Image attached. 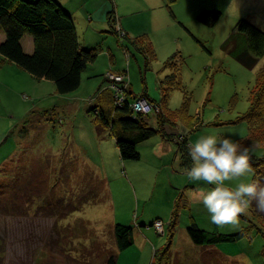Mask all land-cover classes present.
I'll list each match as a JSON object with an SVG mask.
<instances>
[{
    "label": "rangeland",
    "instance_id": "374dc122",
    "mask_svg": "<svg viewBox=\"0 0 264 264\" xmlns=\"http://www.w3.org/2000/svg\"><path fill=\"white\" fill-rule=\"evenodd\" d=\"M173 11L175 18L167 7L160 9L156 29L147 33L155 55L147 66L142 52L131 43L136 37L121 26L110 30L111 34L98 33L95 43L102 47L95 63L82 74L80 86L67 94H56L50 81L27 79L6 65L0 67V133H9V141L0 146V264H105L109 255L118 252L113 234L116 223L134 230L135 244L128 252L138 253L137 244L145 241L151 251L162 249L166 232L162 234L156 223L157 233L151 223L161 220L167 231L176 201L179 212L167 264H264V228L253 206L239 216V228L217 227L203 204L191 199L197 190L211 186L190 180L186 170L179 168V158L173 160L177 142L188 133L189 144L205 133L235 142L247 137L248 124L239 118L249 106L264 55L249 69L225 54L220 45L240 19L264 32V0H178ZM202 11L219 12L220 17L206 26L196 19ZM0 37L4 39L2 29ZM22 45L29 51L31 35L23 36ZM175 51L185 61L178 71L183 90H168L164 82L169 70L163 63ZM92 69L97 72L87 78ZM121 78L136 94L146 91L159 101L165 95L166 110L171 112L180 107L186 93L188 113L198 122L188 129L180 119H167L163 135L138 145L141 158L124 162L114 138L99 132L94 112H89L97 87L114 88L117 94ZM155 112L147 114L152 127L158 125ZM173 130L182 133H168ZM158 136L174 142L171 157L163 161L152 150ZM6 148H13L7 161L2 160ZM248 149L250 155L264 157V146ZM153 160L171 161L176 172L172 181V170L171 174L166 169L167 175L153 172ZM143 162L149 168L139 177L140 188L134 179L131 183L129 168ZM254 175L253 169L240 180L251 182ZM240 180L226 183L234 186ZM191 220L207 231L244 234L234 243L222 244L220 252L215 245L192 242L187 233Z\"/></svg>",
    "mask_w": 264,
    "mask_h": 264
},
{
    "label": "trees",
    "instance_id": "16d2710c",
    "mask_svg": "<svg viewBox=\"0 0 264 264\" xmlns=\"http://www.w3.org/2000/svg\"><path fill=\"white\" fill-rule=\"evenodd\" d=\"M176 2L177 0H167L166 3L167 10L173 18H175L173 5ZM219 17V12L202 11L197 14L196 19L203 25L212 26ZM0 29L4 31V39L0 37V67L12 64L34 79L50 81L56 94L62 95L76 90L81 84L82 74L98 57L99 48L81 46L72 17L56 0H0ZM25 34L32 37L33 50L31 52L23 48L22 38ZM196 41L205 49L202 42ZM131 43L144 55L146 66L149 65L150 60L155 59L151 42L146 36H138ZM220 47L225 54L251 69L264 55V32L248 20L240 19ZM182 62L185 61L179 51H175L164 61L163 68L169 70L164 79L166 89L183 90L178 80V71ZM119 86L123 87L125 93L121 102H118V95L114 94V88L101 87L100 84L93 95L96 102L90 107L89 112H94L93 120L99 132L100 130L101 132L106 131L114 138L119 156L124 162L139 160L141 154L138 145L157 134L163 135L162 127L166 125L167 119H180L188 129H191L198 119L188 113L189 97L186 93H184L180 107L172 112L168 110V112L165 95L159 101L150 98L146 91L136 94L129 89L130 87H125L123 84ZM138 96L155 102L153 104L156 107L158 127L150 126V116L133 112L132 102ZM239 119L247 122L248 135L237 143L248 148L256 145L264 146V67L256 73L254 85L250 90L249 106ZM176 146V155L180 161L179 168L188 170L192 164L188 136L181 137ZM249 158V163L255 170L253 180L264 184V157L258 158L249 154ZM251 205L254 209V216L264 228V213L256 210L254 202ZM178 212L179 203L176 201L171 220L167 224V231L165 225L163 226L162 234L166 232L167 243L162 249L154 250L150 264L168 263ZM154 222L155 220L151 223L153 228ZM262 232L264 237V229ZM187 233L196 245L216 246L234 243L244 234V231L235 234L211 232L199 228L191 220ZM113 234L116 251H125L134 244V230L131 226L116 223L113 227ZM262 254L264 257V246ZM116 260L117 254L112 253L106 259L105 264H116Z\"/></svg>",
    "mask_w": 264,
    "mask_h": 264
},
{
    "label": "crops",
    "instance_id": "0c3cea01",
    "mask_svg": "<svg viewBox=\"0 0 264 264\" xmlns=\"http://www.w3.org/2000/svg\"><path fill=\"white\" fill-rule=\"evenodd\" d=\"M30 1H34V0H30ZM56 1L72 17L78 35V40L81 46L84 48L97 47L99 48V50L102 46L97 45L98 42L95 43L98 33L111 34L109 31L116 29L118 25L121 26L122 29L126 30L128 35L131 37H138V36L147 37L148 36L147 33L149 31L156 29L157 24L160 21L159 20L160 9L166 7V3H167V0H56ZM191 4H193V2L189 3V7ZM155 9H158L159 13H156ZM111 12L114 13L113 14L114 16L111 19H109L108 17L111 15ZM113 18H115L116 20L113 21L112 20ZM30 50L31 51L33 50V45L29 48V51L27 52H31ZM5 67H7L6 69L13 70L14 73H17L21 77L22 76L27 77V79L28 77H30V76H26V74H24L15 65L8 64ZM96 72L97 71L95 69L90 70L87 78L91 77ZM129 89H132L131 86ZM176 132L178 131L173 130V132H168V133L175 134ZM178 133H182V132L179 131ZM92 134L95 136L96 134L95 130H92ZM189 134L190 133H188L187 135L188 138L191 136V134L190 136ZM8 136L9 133L7 134L0 133V146L6 144L7 141H9L7 139ZM158 137L160 138L156 140V143L152 147V150H154V152L157 153L156 155L158 156L159 160L163 161L165 158L171 157V153L173 151L172 145L174 144V142H171L170 140H167L162 136H158ZM152 139L154 138H151L140 144H145L149 141H152ZM6 149L8 152L7 151L5 152V156L3 157L2 160L6 159L7 161L8 160L7 158L9 156L11 157L13 148H9V149L6 148ZM176 157L177 155H175L173 160H175ZM160 161L153 160V162L155 163L154 164L152 162L153 172L155 171L156 174L159 172L160 173L164 172L163 175H165L166 174L165 171L166 169H168L171 174L173 172L172 176L169 175L171 176L169 178V181H172V177L174 173H176L173 169H171V166L173 164L171 163V161L167 163L166 162L162 163ZM148 168L149 167H147V165L144 164V162L139 167L137 166L130 167L129 169L131 172L130 175L131 183H132V179H134L138 184V186L141 185V180H139V177L145 175L146 170ZM160 169L162 170L160 171ZM126 180L128 181L130 180L129 177H127V175H126ZM132 185L134 188V193L136 194V188L134 184ZM139 187L141 188V186ZM134 244H135V237H134ZM133 245L125 251L122 252L118 251L116 253L117 254L116 264H142V263H138V261L142 262L144 259H145L143 261L144 264H146V262H149L150 264L154 251L148 249L149 244H147L146 241L142 244L140 243L137 244L136 248L139 250V252L142 253L139 252L137 253L134 251H132L134 253L128 252L129 249H132ZM221 245L222 244H219V246ZM216 247L220 249L219 250L220 252H223L224 249L222 248V246L218 247L216 245ZM225 251L227 252V249H225Z\"/></svg>",
    "mask_w": 264,
    "mask_h": 264
},
{
    "label": "clouds",
    "instance_id": "9594fccd",
    "mask_svg": "<svg viewBox=\"0 0 264 264\" xmlns=\"http://www.w3.org/2000/svg\"><path fill=\"white\" fill-rule=\"evenodd\" d=\"M191 167L186 175L192 181H202L211 187L197 190L191 197L201 203L210 214V222L217 227H240L239 216L255 203L264 213V184L258 180H240L252 173L249 149L228 136L217 133L200 135L188 146ZM240 180L234 186L226 182Z\"/></svg>",
    "mask_w": 264,
    "mask_h": 264
},
{
    "label": "built area",
    "instance_id": "2783aa9c",
    "mask_svg": "<svg viewBox=\"0 0 264 264\" xmlns=\"http://www.w3.org/2000/svg\"><path fill=\"white\" fill-rule=\"evenodd\" d=\"M123 83L121 84H125V87L127 86V79L122 80V78L120 79ZM118 87H120L119 85H117ZM117 95H118V102H121L123 100V98L125 97V93L123 91L122 88H120V90H117ZM155 105L153 103H151L150 101H148V99H145L141 96H138L136 99H134V101L132 102V109L134 113H139V114H143V115H147L148 113H150L151 111L155 110ZM156 223L158 224V226L161 227V232H163V222L157 221L154 222V226L156 227Z\"/></svg>",
    "mask_w": 264,
    "mask_h": 264
},
{
    "label": "bare ground",
    "instance_id": "6f19581e",
    "mask_svg": "<svg viewBox=\"0 0 264 264\" xmlns=\"http://www.w3.org/2000/svg\"><path fill=\"white\" fill-rule=\"evenodd\" d=\"M143 98H145L146 99V97H143ZM193 116V115H192ZM195 119V118H194ZM157 120V119H156ZM160 124V123H159ZM162 125V124H161ZM157 127H158V125H157ZM12 131V130H11ZM11 131H10V133H11ZM14 132H16V131H14ZM11 135H12V133H11ZM5 139V138H4ZM158 145V144H157ZM19 146V145H18ZM166 156V155H165ZM180 157V156H179ZM62 231V230H61ZM66 234V233H65ZM116 245V244H115ZM107 252V251H106ZM117 252V251H116Z\"/></svg>",
    "mask_w": 264,
    "mask_h": 264
}]
</instances>
